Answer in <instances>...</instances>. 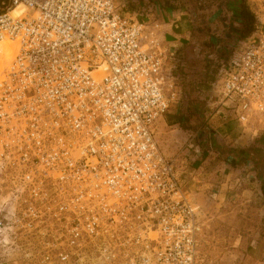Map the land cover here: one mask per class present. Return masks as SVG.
Masks as SVG:
<instances>
[{"label": "built area", "instance_id": "obj_1", "mask_svg": "<svg viewBox=\"0 0 264 264\" xmlns=\"http://www.w3.org/2000/svg\"><path fill=\"white\" fill-rule=\"evenodd\" d=\"M121 1L0 0V43L19 47L0 79V233L44 236L45 264H200L201 209L155 138L176 53ZM258 22L218 79L243 125L264 113Z\"/></svg>", "mask_w": 264, "mask_h": 264}, {"label": "rangeland", "instance_id": "obj_2", "mask_svg": "<svg viewBox=\"0 0 264 264\" xmlns=\"http://www.w3.org/2000/svg\"><path fill=\"white\" fill-rule=\"evenodd\" d=\"M183 1L156 31L162 47L176 53L169 62L180 97L158 123L156 142L176 161L184 190L201 209L200 264H264V113L239 123L232 103L219 99L216 77L236 53L242 19L230 0ZM249 5L264 20V0ZM5 43L14 57L18 45ZM7 59L0 52V79ZM42 238L14 229L0 233V263L45 264Z\"/></svg>", "mask_w": 264, "mask_h": 264}, {"label": "crops", "instance_id": "obj_3", "mask_svg": "<svg viewBox=\"0 0 264 264\" xmlns=\"http://www.w3.org/2000/svg\"><path fill=\"white\" fill-rule=\"evenodd\" d=\"M223 1L224 0H207V4L210 6L212 4H216V5H219V4H223ZM134 2V4H136V0L132 1ZM179 3H183L184 4V1L183 0H139V4H141V11L143 13L146 14V19L151 22V23H155V24H158L159 25V29H160V26H161V21L164 20L169 17V16H174L175 13L177 11H173L171 9V5H173L174 7L178 6ZM230 3H231V6L233 8H235L234 11H236L239 7V4H238V1L237 0H230ZM167 4V6H166ZM185 5V4H184ZM167 11V14L168 15H165L166 12H162V11ZM238 12V10H237ZM134 14L136 13L137 14H140V13H137V12H133ZM164 14V15H163ZM2 264V263H0Z\"/></svg>", "mask_w": 264, "mask_h": 264}, {"label": "trees", "instance_id": "obj_4", "mask_svg": "<svg viewBox=\"0 0 264 264\" xmlns=\"http://www.w3.org/2000/svg\"><path fill=\"white\" fill-rule=\"evenodd\" d=\"M239 7H238V12L239 15L242 19V27L239 30V38L240 40H247L249 39L256 31L258 28V17L256 13L251 9L249 5V0H237ZM126 7L125 10L127 12L133 13L135 12V5L133 2L126 0ZM167 6V4H166ZM171 9L174 11H177V9L171 5ZM141 11V10H139ZM221 68L217 71L216 77L219 79Z\"/></svg>", "mask_w": 264, "mask_h": 264}, {"label": "bare ground", "instance_id": "obj_5", "mask_svg": "<svg viewBox=\"0 0 264 264\" xmlns=\"http://www.w3.org/2000/svg\"><path fill=\"white\" fill-rule=\"evenodd\" d=\"M23 11H24V8L22 6H20L16 11H14V13L12 14V16H18L19 13L20 12H23ZM7 41L8 42H11L9 40H4L3 42L0 43V44L4 43V44H2L0 46V52L2 54V58H4V57L9 58V59L6 60L5 65L3 66V72H4V70H6V69H8L10 67L11 63L13 62V60L15 59V56L17 54L16 53L14 57H11V56H13V53H12L13 50H12V48L10 47V45L8 43H5ZM17 52H18V50H17Z\"/></svg>", "mask_w": 264, "mask_h": 264}]
</instances>
